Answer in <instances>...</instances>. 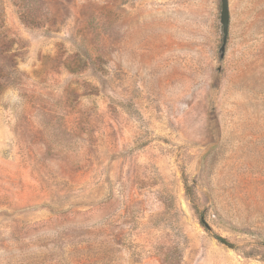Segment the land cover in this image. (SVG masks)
Wrapping results in <instances>:
<instances>
[{
	"label": "rangeland",
	"instance_id": "374dc122",
	"mask_svg": "<svg viewBox=\"0 0 264 264\" xmlns=\"http://www.w3.org/2000/svg\"><path fill=\"white\" fill-rule=\"evenodd\" d=\"M228 7L221 57V0H0V264H264V0Z\"/></svg>",
	"mask_w": 264,
	"mask_h": 264
},
{
	"label": "water",
	"instance_id": "95a60500",
	"mask_svg": "<svg viewBox=\"0 0 264 264\" xmlns=\"http://www.w3.org/2000/svg\"><path fill=\"white\" fill-rule=\"evenodd\" d=\"M222 9H221V17H220V23L222 26V32H223V45L220 49L221 51V57L224 56L227 39H228V33H229V23H230V15H229V7H228V0H221ZM183 207L185 208V204L183 203Z\"/></svg>",
	"mask_w": 264,
	"mask_h": 264
},
{
	"label": "trees",
	"instance_id": "16d2710c",
	"mask_svg": "<svg viewBox=\"0 0 264 264\" xmlns=\"http://www.w3.org/2000/svg\"><path fill=\"white\" fill-rule=\"evenodd\" d=\"M217 239L219 240V241H221V242H225L226 243V240L224 239V238H221V237H217Z\"/></svg>",
	"mask_w": 264,
	"mask_h": 264
}]
</instances>
